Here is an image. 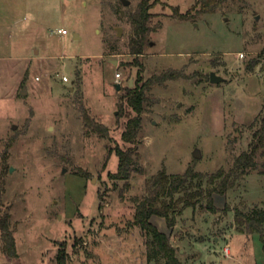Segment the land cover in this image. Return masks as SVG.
Masks as SVG:
<instances>
[{"label": "rangeland", "instance_id": "1", "mask_svg": "<svg viewBox=\"0 0 264 264\" xmlns=\"http://www.w3.org/2000/svg\"><path fill=\"white\" fill-rule=\"evenodd\" d=\"M129 1L0 0V223L20 264H56L62 246L67 264H156L133 219L146 180L162 168L228 170L264 116V0H148L155 29L140 55L128 52L126 11L142 0ZM211 72L224 80L211 83ZM142 84L141 171L112 179L115 148L132 145L122 133L138 115L125 95ZM85 113L108 135L88 131ZM256 161L214 195L218 211L202 201L173 227L152 218L181 264H264V241L239 232L232 210L264 209V154ZM0 264H14L1 238Z\"/></svg>", "mask_w": 264, "mask_h": 264}, {"label": "trees", "instance_id": "2", "mask_svg": "<svg viewBox=\"0 0 264 264\" xmlns=\"http://www.w3.org/2000/svg\"><path fill=\"white\" fill-rule=\"evenodd\" d=\"M225 0H202L204 5L212 2L220 4ZM156 1L149 3L148 0L140 1L133 10L127 9L126 18L129 23V39L127 43L128 52L132 55H140L149 46L150 33L155 29L152 27L154 13L150 10ZM209 9H206V11ZM180 19L186 16L180 14ZM166 74L163 79L166 78ZM148 84V83H147ZM147 84L128 89L125 95L127 104L138 114L130 118L125 125L122 139L132 144L126 149L115 148L118 157V168L115 173H109V177L118 180H128L134 172L141 171L137 167V154L133 144L136 143L141 119L145 90ZM84 124L88 131L95 132L101 137L108 135V129L101 123L94 121L87 113L83 116ZM264 116L260 121L259 128L254 132L249 149L241 152L233 161L232 166L225 170L223 168L206 174L196 171L193 166H188L183 173H168L165 168L158 170L145 182V193L136 198L134 212V223L140 227L147 237L146 248L148 257L155 260L156 264H181L176 257L175 249L171 245L167 235L161 231L153 222V217L165 219L168 227H173L176 217L189 207L194 208L197 204L205 201L206 209L211 212L218 211L214 204V195H224L235 186V183L256 168L257 156L264 154ZM262 149V150H261ZM261 150V151H260ZM206 180V181H205ZM205 181V182H204ZM206 183V184H205ZM224 211L230 210L226 204ZM234 222L237 230L241 233H258L264 241V209L254 206L249 210L238 207L232 209ZM1 228V250L3 254L14 264H20L17 254L16 242L8 223L2 221ZM68 253L64 246L58 249L56 264H67Z\"/></svg>", "mask_w": 264, "mask_h": 264}, {"label": "water", "instance_id": "3", "mask_svg": "<svg viewBox=\"0 0 264 264\" xmlns=\"http://www.w3.org/2000/svg\"><path fill=\"white\" fill-rule=\"evenodd\" d=\"M121 2H122V4L124 5V6H128L129 4H130V1L129 0H121ZM123 11L121 12V14L123 15ZM259 18V16H256V19H258ZM121 34V28L120 27H118L117 28V35H120ZM75 37H78V35L77 34H75ZM113 62V64H116L117 63V61H115V60H113L112 61ZM224 79H223V77H221V76H219V75H217V74H215L214 72H211L210 74H209V81L211 82V83H220V82H222ZM130 86H131V83H130ZM116 90H119L120 89V85L119 84H116ZM26 93V89L25 88H23L22 89V91H21V94H25ZM194 157L195 158H199L200 157V154H199V152L198 151H195L194 152ZM11 170V169H10Z\"/></svg>", "mask_w": 264, "mask_h": 264}, {"label": "built area", "instance_id": "4", "mask_svg": "<svg viewBox=\"0 0 264 264\" xmlns=\"http://www.w3.org/2000/svg\"><path fill=\"white\" fill-rule=\"evenodd\" d=\"M57 33H59V34H66V33H67V30L61 28V29H58V30H57ZM62 79H63L64 81H67V77H65V76H64Z\"/></svg>", "mask_w": 264, "mask_h": 264}]
</instances>
